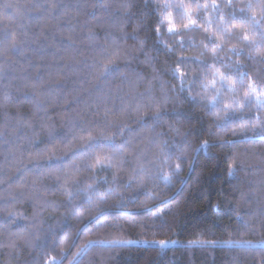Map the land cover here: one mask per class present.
Here are the masks:
<instances>
[{"label":"trees","instance_id":"trees-1","mask_svg":"<svg viewBox=\"0 0 264 264\" xmlns=\"http://www.w3.org/2000/svg\"><path fill=\"white\" fill-rule=\"evenodd\" d=\"M260 3L0 0V264H264V130L238 123L264 121V96L207 108L264 88V28L240 23L264 24ZM101 132L128 142L123 157L72 159ZM200 239L240 243L186 247Z\"/></svg>","mask_w":264,"mask_h":264},{"label":"snow or ice","instance_id":"snow-or-ice-1","mask_svg":"<svg viewBox=\"0 0 264 264\" xmlns=\"http://www.w3.org/2000/svg\"><path fill=\"white\" fill-rule=\"evenodd\" d=\"M170 5L168 4H165L164 5V9L165 11L167 10V8L169 7ZM228 6H232V0H228ZM179 7L181 8H187L186 5L184 4H181L179 5ZM196 7L199 8L201 7V5L199 3L196 4ZM204 8H207L208 5L207 4H204L203 5ZM212 7H218L216 4H215V0H213V4H212ZM249 10H251L253 8V5L251 3H249L247 6H246ZM258 7H260L262 13H264V0H261V3L258 5ZM243 11V9H242ZM170 16L171 14L169 13L168 14V24H169V27L167 29L168 33L171 34V35H179L180 33L178 32L177 28L175 27V25L173 24L172 20L170 19ZM182 19L184 18L183 16L181 17ZM235 16L232 17V20H235ZM262 19H264V16H262ZM187 20H188V23L187 24H184L183 27L184 29L186 30H189L191 31L193 27H197V20L193 19L191 17V15H187ZM221 20H223V17H221ZM231 22V21H230ZM208 23H211V21H209ZM240 23L242 25L244 24H247L249 27H252V28H255L257 26L261 27V28H264V24L261 23V20H258L255 16H251V17H241L240 18ZM161 24H163V20H161ZM233 27H235V23H233L232 25ZM157 32L160 31V28L158 27L156 29ZM204 31H207V28H204ZM262 36H264V33H262ZM243 40L245 41H248L249 43L255 45L256 42L255 41H250L249 40V36L247 34V31H244L242 33V37H241ZM210 43L213 44V46L211 47L210 51L211 53L213 54V56L216 55V51H217V48L220 47V45L218 44H215L214 41L211 40L210 38ZM209 46L208 45H205V48L207 49ZM257 47H259L257 45ZM237 55H239V51L236 52ZM183 63V62H182ZM105 71H110V69L107 68V66L105 67ZM175 72L179 73V76L181 78H183L185 76V73L180 71L179 68H177L175 70ZM215 75H218L220 77V80L221 81H226L228 79V77L224 74V73H220L218 70L216 71ZM246 76V74H243ZM242 83V81H241ZM183 84V79H181V85ZM208 87H211L213 89H216V84H215V81L213 80L209 85H206L205 88L207 89ZM231 89H234V84L231 86ZM216 95L219 96L220 95V91L219 89H216ZM245 96H246V102L244 104H241L239 103L238 101H229V102H225L223 100H213L210 102V105L207 106L208 110L211 111V109H215L217 108V105L219 103H223V111H224V114H225V117H228L229 113H234L235 110L237 108H240V109H243L244 107L247 106V104L251 103V98L253 96H256L257 97V100H259V96H264V88H261L258 92L257 90V87L252 85V84H249L248 86V91L245 93ZM221 114L220 110H217L214 112V115H216L217 117H219ZM154 119H159V113H158V110H157V116L154 118ZM231 121L229 119H225L224 123L223 124H219L217 125V127L219 128H227L229 127ZM239 128L241 130H247L249 128H256L257 126H259L261 128V130H264V121H261L258 117L256 118V121L255 122H252L251 119H247L245 120L244 118H241L239 121ZM123 134V129L120 128V129H117L116 132L114 133V135H122ZM204 147H207L206 143L204 145ZM128 149V142L125 141L119 145H117L113 139V136L111 135H105L104 132H101L99 133L97 136H92L91 134L88 135V138H87V142L83 144V146L76 150L75 152L72 153V159L73 160H76V159H87V158H94L95 161H96V164L97 166H99L102 170L105 169V168H110L112 165H111V159L117 155L123 157L125 151ZM106 151H111L112 153V156H107V155H98L97 153L100 152V153H104ZM170 155V154H169ZM37 167H46L48 168L49 170H51L53 168V164L52 163H48V164H44V165H37ZM58 171L61 170V169H57ZM180 172V168H179V165L176 166V169H175V173L174 175H178ZM162 179V181L167 185V184H171L172 182V178L170 176H162L160 177ZM68 177L65 176V180H67ZM145 195H147V193H145ZM99 201L100 202H103L104 201V196L103 195H100L99 196ZM89 202L91 203V197H89ZM238 221L241 223V224H244V221L242 218H239L238 217ZM67 239V238H65ZM75 243H77V241H72V244L73 246H75ZM97 243H105L103 241H89L86 245H85V248H89ZM108 243L110 246H114V247H122V246H125L126 244L128 243H131L129 241H124V240H112V241H108L106 242ZM153 243H158L159 247L160 248H166L168 246L169 243H175V241H168V240H160V241H154ZM240 242H232V241H226V242H217V241H204L202 239L200 240H196V241H191L189 242L188 245H186V247H201V248H204V247H210V248H216V247H222L224 246V244H227L229 246H238ZM247 243V242H245ZM251 247H259L257 245H253ZM79 255V254H78ZM67 257V254H65V258ZM57 264H60V262H57ZM78 264V262H77Z\"/></svg>","mask_w":264,"mask_h":264}]
</instances>
